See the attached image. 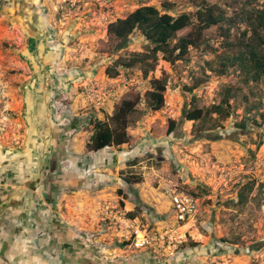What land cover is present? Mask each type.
<instances>
[{
	"label": "rangeland",
	"instance_id": "374dc122",
	"mask_svg": "<svg viewBox=\"0 0 264 264\" xmlns=\"http://www.w3.org/2000/svg\"><path fill=\"white\" fill-rule=\"evenodd\" d=\"M201 1L0 0V264H264V74L240 57L264 56V0H204L229 21L146 77L116 65L145 51L140 32L121 49L107 35L140 6L169 2L177 15ZM155 78L165 104L151 111ZM228 92L229 116L187 119ZM136 95L131 142L89 151L93 120ZM24 189L30 210L9 201ZM173 194L194 197L196 215L178 222Z\"/></svg>",
	"mask_w": 264,
	"mask_h": 264
},
{
	"label": "trees",
	"instance_id": "16d2710c",
	"mask_svg": "<svg viewBox=\"0 0 264 264\" xmlns=\"http://www.w3.org/2000/svg\"><path fill=\"white\" fill-rule=\"evenodd\" d=\"M173 4L164 2L161 8L154 5H144L136 8L128 15L118 18L107 26V35L113 41L116 49L127 46L128 38L136 31L143 37L145 51L134 52L127 58H119L116 65L124 68H141L143 76L146 77L154 70L159 59L170 64L178 61L187 62L189 53L194 48H200L205 41L204 31L217 26L223 28L222 23L229 21L226 12L216 4H208L204 0L199 3L194 12H181L177 15L171 14ZM262 18V16H261ZM264 23V20H263ZM230 30L225 29L221 34L228 36ZM241 59L246 62L256 75L264 74V56L256 51H247L240 54ZM110 77L119 74L115 65L106 69ZM167 87L166 78H155L151 80V88L145 93L147 109L158 111L164 107V93ZM229 92L219 103H214L204 111L200 108L191 110L187 114L188 120H200L214 113L229 116L230 111H224L229 107ZM140 96L123 99L115 112L106 120H93V133L87 143L89 151L97 152L109 147H120L131 142L128 128L134 121ZM244 126V124H243ZM175 129V121L169 120L166 134ZM243 192L239 193L242 199Z\"/></svg>",
	"mask_w": 264,
	"mask_h": 264
},
{
	"label": "built area",
	"instance_id": "2783aa9c",
	"mask_svg": "<svg viewBox=\"0 0 264 264\" xmlns=\"http://www.w3.org/2000/svg\"><path fill=\"white\" fill-rule=\"evenodd\" d=\"M171 205L178 222L188 221L196 215L198 210L197 200L186 194H173ZM146 242L148 243L146 235H142L137 239V244L143 245Z\"/></svg>",
	"mask_w": 264,
	"mask_h": 264
},
{
	"label": "crops",
	"instance_id": "0c3cea01",
	"mask_svg": "<svg viewBox=\"0 0 264 264\" xmlns=\"http://www.w3.org/2000/svg\"><path fill=\"white\" fill-rule=\"evenodd\" d=\"M32 168L33 167H31V166H28V165H26L25 166V168H24V172H23V174H26L27 176H29L30 174H31V171H32ZM25 190V192H27V195H26V197H25V195L24 194H21L20 196H14V198H13V200H12V196H11V198L9 199V201L11 202H14V203H16L17 204V202H19L20 201V204L19 205H21L23 202H24V204H26L27 205V208L30 210L31 209V203L32 202H30L31 201V199L33 198V192L32 191H30V190H26V189H24ZM23 197H25V199L23 198ZM20 199V200H19ZM26 201V202H25ZM36 203H38L39 205H48V202H47V199L46 198H41V201L39 202V200L36 202ZM14 205V204H13ZM22 206V205H21ZM48 207H50V206H48ZM48 207H45V209H44V212L45 211H48L47 209H48ZM13 209V208H12ZM30 213H32L31 211H29V214L28 215H30ZM34 215V214H33ZM29 219H31V217L29 216L28 217V220Z\"/></svg>",
	"mask_w": 264,
	"mask_h": 264
}]
</instances>
